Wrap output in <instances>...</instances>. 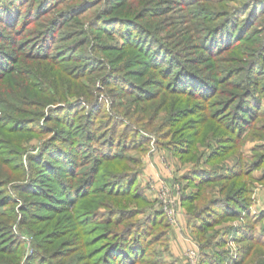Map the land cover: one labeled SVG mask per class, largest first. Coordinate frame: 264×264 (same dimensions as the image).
<instances>
[{
	"label": "trees",
	"instance_id": "obj_1",
	"mask_svg": "<svg viewBox=\"0 0 264 264\" xmlns=\"http://www.w3.org/2000/svg\"><path fill=\"white\" fill-rule=\"evenodd\" d=\"M261 4L250 0L229 11L221 0H0V155L10 153L0 158V206L24 198L21 225L36 238L35 264L167 263L170 223L160 207L150 209L128 154L145 149L149 140L139 126L153 125L161 111V143L192 165L182 176L185 188L216 182L212 190L226 193L199 188L181 197L200 221L201 264L231 261L221 248L231 229L215 225L249 207L237 198L248 187L236 178L264 164V144L249 160L213 168L203 165L201 145L216 143L208 163L248 137H264V30L252 28ZM176 6L192 26L184 46L160 31L158 18ZM241 11L248 15L237 22ZM85 14L92 16L86 23ZM115 33L114 42L103 39ZM102 93L119 101L96 130ZM46 133L40 152L23 164L25 142ZM7 134L19 139L6 141ZM12 217L0 212V264H21ZM263 221L264 212L243 225L239 239L246 243L234 264L244 263L245 248L264 246ZM159 224L164 230L154 232Z\"/></svg>",
	"mask_w": 264,
	"mask_h": 264
},
{
	"label": "rangeland",
	"instance_id": "obj_2",
	"mask_svg": "<svg viewBox=\"0 0 264 264\" xmlns=\"http://www.w3.org/2000/svg\"><path fill=\"white\" fill-rule=\"evenodd\" d=\"M220 1V0H215ZM250 0H221V6H223L225 9L229 11H233L235 9L236 11L242 9L246 2ZM68 1L62 2L61 7L66 6L65 4ZM176 5V4H175ZM102 6V3L97 6ZM169 8V7H168ZM181 6L173 7V9H170V11L167 12L166 15L160 16L158 20L164 19V21L161 23V34L165 35V39L179 44L182 41V38H184V32L190 33L188 30L192 26L188 23L186 20V17L189 13L186 9H182ZM257 13V18L255 19V24L258 30H264V4H261L257 7L255 10ZM248 15V12H240L238 14V20L237 22H241L245 16ZM85 16V17H84ZM92 17L88 14L83 15V21L84 23L87 22V20ZM263 17V18H262ZM262 18V19H261ZM262 20V21H261ZM116 37H120L117 33L113 34V37H106L103 36L104 40L114 42ZM179 45H186V41ZM179 46L178 48H181ZM232 64L237 65L239 64L237 61L233 62ZM100 77L97 79V86L103 87L101 82L99 81ZM82 82H85L86 85H92L91 83H88L89 81L86 79H83ZM94 85H92L93 87ZM90 89V88H89ZM88 92V91H87ZM87 94V93H86ZM76 98H71L72 101H74ZM100 105L96 109V117L94 118L96 120V123H94L93 128L98 130L99 127L103 128L104 125H106V122L108 121L109 114H112V102L115 99L111 98L108 94L102 93L100 96ZM125 99V98H123ZM115 101H119L118 99H115ZM87 107V106H85ZM118 109L123 112V106H118ZM166 113L165 111H161L160 117L154 122L153 125L144 126L140 125L139 132L141 134H146L149 142L146 144L145 149H141L140 147H137L135 149H131L128 151V154L132 156L134 159L130 164V169L133 170V172L136 174L137 177V184L138 188L142 190L143 194L145 195V199L148 201V205L150 206V209L155 210L157 207L161 206L159 205L158 200V194L157 191L152 188V186H155L156 189H158L161 185V182L166 180L167 184L170 185H178L180 186V195L177 199V203L175 204V207L179 211L178 219L179 224L175 225L172 224V222L169 220L168 216L164 212V215L166 217V221L170 223V230L169 231V242H168V248H170L168 255H167V261L165 262H171L173 264H188L187 259L185 256V252L187 248L191 245H194V243L198 246L199 250V244L201 243V239L199 238L200 234H197L196 228L199 226L200 221H197L195 218H193L189 213L188 209L182 204L181 197L183 193L187 192H197L200 188L203 194H206L210 196L217 193L218 196H224L226 193H220L213 191L212 188L217 187L218 184L215 182L214 184H204L202 186H189L188 188H185L184 182L182 179V176L186 173H188L192 165L191 163L181 161L177 156L173 155L162 143L166 142V137H161L159 134V131L157 130V126L162 120L164 119ZM44 121H42L43 123ZM155 127V128H154ZM212 129L209 127L208 131H211ZM168 129H164V132H167ZM259 130L254 131L253 135L258 136ZM47 136H50V133L46 134H37L33 135L31 138L28 139L27 142L24 144V150L25 153L21 155L20 161L24 162L23 164L28 165L29 162L27 160V156L30 154H38L40 150L43 147V143L45 142V138ZM5 140L13 139L18 140L19 138L7 134L4 136ZM162 142V143H161ZM210 147L208 145H201V149L206 152L205 157H203L202 162L203 165L207 166L208 168L213 167H222L223 165H231L235 160L238 158L245 157L246 160H249L253 155L260 154L262 151H255V148L260 145L264 144V137H248L246 140L239 145V147H236L229 155L226 157L220 158V159H214L211 162L205 163L207 160L208 155L212 152V150H215V142H210ZM10 153L5 152L0 155V158L7 159L9 158ZM164 158V160H162ZM138 159V162H137ZM18 162V161H16ZM201 162V163H202ZM35 166V165H34ZM36 171V169L34 168ZM38 170V169H37ZM33 172V174L35 173ZM0 173H6L5 169L0 165ZM35 175H38V172L35 173ZM34 175V177H35ZM152 176L154 179L148 178ZM238 178V179H237ZM236 180L239 181V183H245L246 188L248 187V191H246L244 194L240 193L237 198L240 200L242 199L246 202V204H249V207L242 211L241 215H226L224 216V219L220 220V224H216L214 227L218 228L220 225L230 228L231 233L227 239L226 245H223L221 248H226L227 251L230 253L231 261L227 262L226 264H234L235 261L239 260L240 258V249L243 248L246 242L240 241V236H242V228L243 225H245L249 219L255 218L256 216H259L263 214L264 212V164L258 168H256L253 173L248 176L241 175L240 177H237ZM182 181H181V180ZM183 182V183H182ZM151 184V185H150ZM168 184V185H169ZM220 184V183H219ZM169 185V186H170ZM3 191L0 190V195H2ZM206 195H204L206 197ZM24 198L20 196V199L17 198V201L9 204V205H1L0 206V212H3V214H12V218L10 219V224L13 225L12 229L15 233V235L21 240L20 243L17 244L16 248L18 251L22 253L21 258V264H35V253L39 251L37 247V241L36 238L31 234L28 233L25 227L21 225L22 221L25 218L24 211H22V207L24 205ZM200 205L201 202H195L194 205ZM162 209V208H161ZM151 210V211H153ZM163 210V209H162ZM164 211V210H163ZM184 215V218L186 216L188 224H183L184 229L181 226V220ZM145 216V213L141 214L140 217L143 218ZM6 218V217H3ZM264 224V221L263 223ZM262 224L258 226V230L260 231L262 229ZM213 227V228H214ZM212 228V229H213ZM211 232H213V230ZM229 229V230H230ZM164 230V224H159L154 227V232L156 231H162ZM228 230V231H229ZM178 234V235H177ZM225 234V231H223L216 240H220L221 236ZM176 237L183 238L185 241L186 246H180V249L176 247V243L174 242V239ZM187 240V241H186ZM206 241V238L203 239ZM244 244V245H243ZM163 243H160L156 245L157 247L153 248H160L162 247ZM185 247V248H184ZM218 248L212 247L211 250L213 252H217ZM222 250V249H221ZM246 252L250 251L248 254V257L242 264H264V246H258L256 245L254 248H252V251L248 248H245ZM41 252V251H40ZM201 257V256H200ZM38 262V261H36ZM166 263V264H167Z\"/></svg>",
	"mask_w": 264,
	"mask_h": 264
},
{
	"label": "built area",
	"instance_id": "obj_3",
	"mask_svg": "<svg viewBox=\"0 0 264 264\" xmlns=\"http://www.w3.org/2000/svg\"><path fill=\"white\" fill-rule=\"evenodd\" d=\"M162 160H164V158ZM150 178L153 179L152 176H150L148 180ZM166 182V180L161 182V185L158 189H156L155 186H152V188L157 191L159 196V205L164 210L169 220L172 222V224L178 225L179 211L175 207V204L177 203L181 188L180 186L178 187V185H170L168 183L170 185L169 186ZM185 256L188 264H201L200 250L195 243L194 245H191L187 248Z\"/></svg>",
	"mask_w": 264,
	"mask_h": 264
},
{
	"label": "crops",
	"instance_id": "obj_4",
	"mask_svg": "<svg viewBox=\"0 0 264 264\" xmlns=\"http://www.w3.org/2000/svg\"><path fill=\"white\" fill-rule=\"evenodd\" d=\"M182 219V220H181ZM180 220H181V226H182V228L184 229V226H183V224H188V221H187V218H186V216H185V218H184V215H183V217L182 218H180ZM183 223V224H182ZM178 235V234H177ZM185 240L183 239V238H179V237H176L175 239H174V242L176 243V247L178 248V249H180V246L182 245H184V246H186L185 244V242H184ZM187 241V240H186ZM185 248V247H184Z\"/></svg>",
	"mask_w": 264,
	"mask_h": 264
}]
</instances>
